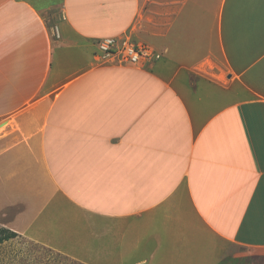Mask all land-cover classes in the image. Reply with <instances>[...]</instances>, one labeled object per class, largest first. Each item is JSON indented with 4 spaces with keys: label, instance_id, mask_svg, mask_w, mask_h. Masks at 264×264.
Listing matches in <instances>:
<instances>
[{
    "label": "crops",
    "instance_id": "0c3cea01",
    "mask_svg": "<svg viewBox=\"0 0 264 264\" xmlns=\"http://www.w3.org/2000/svg\"><path fill=\"white\" fill-rule=\"evenodd\" d=\"M39 1L0 0V228L79 264L264 252V0Z\"/></svg>",
    "mask_w": 264,
    "mask_h": 264
},
{
    "label": "rangeland",
    "instance_id": "374dc122",
    "mask_svg": "<svg viewBox=\"0 0 264 264\" xmlns=\"http://www.w3.org/2000/svg\"><path fill=\"white\" fill-rule=\"evenodd\" d=\"M57 1L40 0L39 5L44 7ZM49 232V220L44 219L41 227L33 233V237L38 240L50 241L52 238ZM58 241L57 247L64 251L63 253L23 236L3 242L0 244V264H79L74 259L83 262V254L71 249L72 242L70 239L64 236ZM222 263L264 264V252L234 247L231 256L223 259Z\"/></svg>",
    "mask_w": 264,
    "mask_h": 264
},
{
    "label": "built area",
    "instance_id": "2783aa9c",
    "mask_svg": "<svg viewBox=\"0 0 264 264\" xmlns=\"http://www.w3.org/2000/svg\"><path fill=\"white\" fill-rule=\"evenodd\" d=\"M99 48L103 54L108 56L120 55L129 63L135 65L145 60L148 57L147 50L145 48L136 47L130 42L126 43L122 47H117L115 40H104L99 44Z\"/></svg>",
    "mask_w": 264,
    "mask_h": 264
},
{
    "label": "trees",
    "instance_id": "16d2710c",
    "mask_svg": "<svg viewBox=\"0 0 264 264\" xmlns=\"http://www.w3.org/2000/svg\"><path fill=\"white\" fill-rule=\"evenodd\" d=\"M18 235L15 232H12L5 228H0V244L16 238Z\"/></svg>",
    "mask_w": 264,
    "mask_h": 264
}]
</instances>
